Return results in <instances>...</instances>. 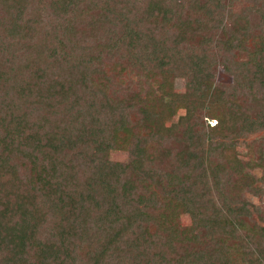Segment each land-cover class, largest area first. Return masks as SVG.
<instances>
[{
    "label": "trees",
    "instance_id": "16d2710c",
    "mask_svg": "<svg viewBox=\"0 0 264 264\" xmlns=\"http://www.w3.org/2000/svg\"><path fill=\"white\" fill-rule=\"evenodd\" d=\"M106 52L131 66L121 97ZM173 75L187 89L158 104L147 79ZM258 132L264 0H0V264H264V213L238 198L264 196V134L222 155Z\"/></svg>",
    "mask_w": 264,
    "mask_h": 264
},
{
    "label": "rangeland",
    "instance_id": "374dc122",
    "mask_svg": "<svg viewBox=\"0 0 264 264\" xmlns=\"http://www.w3.org/2000/svg\"><path fill=\"white\" fill-rule=\"evenodd\" d=\"M90 18H87V21L84 23L78 25L77 30L81 32L84 35L87 36H94L96 37L97 34L102 33L100 25L98 24L97 30H95L92 27V22L89 20ZM94 29V30H93ZM114 53L115 51L112 50ZM116 64V67L113 65ZM99 65L101 68L107 66V68L110 70L109 74L111 75V79L108 81V92H110L112 95H115L117 97H121L125 94L126 89L133 90L135 89V85H130L128 81L132 78L129 75L126 74L131 66L127 64V62L123 59L116 58L109 53H104L102 58L99 59ZM124 70L122 71V69ZM126 71V73H125ZM123 79V82H122ZM231 77L227 74H225L221 67L219 66L216 69L215 72V82L218 84L220 83H226L227 81H230ZM146 83V92L150 94L155 101L159 104V99L166 93H173V92H183L187 89V81L185 78L173 75L170 78H162L159 77L155 79H147ZM128 83V84H127ZM160 107V106H159ZM185 109V108H184ZM184 109H179L177 113L175 114H167L164 112L166 122L167 124L175 121L178 117V114L181 112H184ZM198 116L201 115V113L196 112ZM204 119V118H202ZM210 125L214 123V120L206 121ZM264 134V132H258L250 134L246 139H242L239 141L237 145L234 147L225 146L222 149V155L224 156L225 162L230 161L233 157H237L238 159L243 160V158L246 155V146L249 141H251L256 136H260ZM169 145H167L168 147ZM111 159L117 160V161H124L127 158V151L115 149L111 151L110 153ZM171 158V155H164V159L166 161H169ZM252 174L255 177H260L261 175H264V170L262 171L259 167L253 169ZM163 198V197H162ZM161 198V199H162ZM238 198L240 199L241 203L245 204L246 209L243 211V213H240L242 217H248V215H251L252 218L256 219L257 214L263 212L264 213V196H258L255 194L250 193L247 189L243 191L242 194L238 195ZM168 199L164 198L162 200V203H167ZM155 217L159 220H162L165 218V220L168 223H173L175 225L184 226L188 225L190 223V217L188 214L181 212L178 209H172L171 207L164 205L160 207L159 209L155 210ZM155 218V219H156ZM233 262L234 264H243L240 259H238L237 255L233 254Z\"/></svg>",
    "mask_w": 264,
    "mask_h": 264
}]
</instances>
